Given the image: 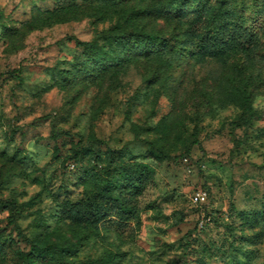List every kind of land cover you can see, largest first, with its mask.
<instances>
[{
  "label": "rangeland",
  "instance_id": "obj_1",
  "mask_svg": "<svg viewBox=\"0 0 264 264\" xmlns=\"http://www.w3.org/2000/svg\"><path fill=\"white\" fill-rule=\"evenodd\" d=\"M111 12L0 0V264H264L263 17L251 49L212 58L186 34L177 58L72 77Z\"/></svg>",
  "mask_w": 264,
  "mask_h": 264
},
{
  "label": "trees",
  "instance_id": "obj_2",
  "mask_svg": "<svg viewBox=\"0 0 264 264\" xmlns=\"http://www.w3.org/2000/svg\"><path fill=\"white\" fill-rule=\"evenodd\" d=\"M104 1L111 7L110 15H114L117 22L109 30V36L103 37L105 46L77 41V45L82 46L85 52L83 57L78 56L77 62H72V70H69L72 77H93L96 72L117 70L136 59L138 54L150 56L156 52L164 58L166 52H169L177 58L174 52L185 40L186 34L193 35L198 51L211 53L212 58H217L235 45L251 49L258 43V36L254 26L248 24V17L253 15L256 20L264 19V16L256 15L261 11L257 10V0H240L243 5L241 12L227 8L231 0H217L220 6L213 7H208L204 0ZM194 5L198 8L194 12L196 20L186 26L183 8L191 10ZM251 6L255 8L250 15H246L244 12L247 13ZM203 10L208 11L204 19L199 17ZM161 20L172 27L169 36L162 35L164 26L156 27V23ZM131 42L134 46L125 48ZM88 45L91 50L87 48ZM115 200L123 203L118 197ZM80 204L74 203L72 206Z\"/></svg>",
  "mask_w": 264,
  "mask_h": 264
}]
</instances>
